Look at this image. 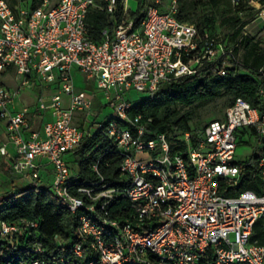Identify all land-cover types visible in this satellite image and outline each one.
<instances>
[{
	"label": "built area",
	"instance_id": "1",
	"mask_svg": "<svg viewBox=\"0 0 264 264\" xmlns=\"http://www.w3.org/2000/svg\"><path fill=\"white\" fill-rule=\"evenodd\" d=\"M102 1L59 0L52 6L44 0L31 8L18 0L13 8L0 0V119L7 132L0 156L11 153L13 172L36 180L50 168L49 193L65 210L80 213L79 238L71 248L86 264H264V245L252 240L255 222L264 217V146L257 158L236 160L243 134L264 141V110L237 97L196 144L187 132V150L171 153L166 134L147 138L151 118L132 115L134 102L127 97L133 89L150 94L161 83L200 75L220 57L225 62L217 73L227 74L233 47L222 35L179 19L175 5L161 10L160 0H148L133 14L129 0H121L118 16L119 0ZM243 4L231 0L240 16ZM248 4L264 21V3ZM92 6L113 17L101 41L88 36ZM75 68L97 82L102 107L112 113L100 118L94 109L98 91L79 88ZM39 84L53 90L38 98V109L51 118L34 130L29 112L17 103L23 90ZM260 93L264 98V86ZM96 134L118 155V178L101 171V157L91 165L96 178L73 169L82 142ZM245 177L257 179L259 189H240ZM117 195L130 203L123 218L109 209ZM23 222H1V236L14 243L26 227L37 226ZM34 251L38 255L28 264H75L64 257L45 260L41 247Z\"/></svg>",
	"mask_w": 264,
	"mask_h": 264
},
{
	"label": "trees",
	"instance_id": "2",
	"mask_svg": "<svg viewBox=\"0 0 264 264\" xmlns=\"http://www.w3.org/2000/svg\"><path fill=\"white\" fill-rule=\"evenodd\" d=\"M15 8L18 0H8ZM138 8L133 14H140L141 9L148 0H138ZM214 8H222L227 16L224 23H229L233 31L229 34L221 33L215 28L213 19L191 20L190 8H195L200 0L188 5L180 0V9L177 8V17L195 24L201 32L208 31L211 34H220L227 46L233 47L230 56L231 66L229 73L220 75L217 67H222L224 57L218 58L212 65L206 66L202 74L197 76H185L175 81L161 83L158 88L146 97L138 99L132 108L131 114L142 113L145 120L151 118L148 123L147 138H154L160 133L166 134L171 147V153L185 152L187 142L182 135L189 132L192 142L196 144L203 136L206 125L201 129L192 126L196 111L211 102L225 97L229 98L227 107L237 97L246 99L253 107L264 110V98L260 93L264 86V46L259 41L245 40L243 28L246 20H241L237 12L233 10L231 0H207ZM249 0H244L242 9L251 8ZM264 3V0H261ZM44 0H30L31 8L40 6ZM98 3H104L97 0ZM163 10V9H161ZM122 13V4L119 0L118 16ZM88 36L95 40L103 39V30L111 27L113 17L105 10L97 6L90 7L86 17ZM241 43L246 46L243 56L239 57ZM226 112V110H225ZM101 142L100 145H98ZM109 141L102 139L99 134L86 137L76 152L77 158L73 161L78 164L77 172L82 178H96L97 174L91 169L94 161L99 157V167L108 178H118L119 157L113 151H109ZM258 154L250 158H257ZM11 175L9 170H6ZM13 172V170H12ZM16 175V173L13 172ZM20 175V174H19ZM118 184V182H117ZM3 184L0 183V189ZM259 181L255 178L245 177L240 189H259ZM14 192L3 193L0 190V226L1 222L24 226L23 220L36 222L37 226L25 228V233L20 235L14 243L1 236L0 232V264H28L38 254L34 251L37 247L44 249L41 255L45 260L53 263L61 257L73 260L75 264H86L84 259H77L73 255L71 243L79 237L77 235L80 213H72L65 210L57 199L49 193L48 188L37 189L35 185L15 186ZM130 203L124 195H117L115 201L109 207L111 216L123 218L127 216ZM56 236H61L66 243L61 245ZM252 240L264 245V217L259 218L254 225Z\"/></svg>",
	"mask_w": 264,
	"mask_h": 264
},
{
	"label": "rangeland",
	"instance_id": "3",
	"mask_svg": "<svg viewBox=\"0 0 264 264\" xmlns=\"http://www.w3.org/2000/svg\"><path fill=\"white\" fill-rule=\"evenodd\" d=\"M30 0H27L29 3ZM59 0H49V4L54 6L58 3ZM138 0H129L128 5L132 11H136L138 8ZM195 0H182V3H187L188 5L194 4ZM180 0H160V8L163 10H169L173 5L180 7L182 4ZM223 8V7H222ZM222 8H214L207 0H200L199 4L195 6V8H190V19L202 20V19H213L214 26L216 29L220 30L221 33L229 34L233 31V27L229 23H224L222 20L226 15V13L222 12ZM180 9V8H179ZM241 20H246V25L243 28V35L245 36V40H251V42L259 41L262 46H264V21H260L256 18L255 12L251 8H245ZM247 38V39H246ZM246 46L241 43L239 48V57L243 56L245 52ZM74 78L76 85L79 88H85L87 90L98 91V97L94 105V109L97 111L100 110L101 105L100 102L105 103V97L103 92L98 88L97 82L94 79H87V77L78 72V69H74ZM147 92H140L135 89L128 92L127 97L132 101L136 102L138 99L142 97L148 96ZM230 97L217 99L207 106L198 109L196 111V115L192 126L195 128L201 129L205 126L207 122L211 119L222 117L227 108ZM112 113V110L109 106L105 107V110L102 112V117ZM242 142L239 144L237 148L236 160L243 161L255 154H258L261 148L264 146V141L261 138L253 133L246 132L242 136ZM73 169L78 170V164L76 162L71 163ZM24 178V179H23ZM51 179H38L36 180L32 175L28 174L22 176V180L18 182L19 186H27V185H35L36 188H48L52 189Z\"/></svg>",
	"mask_w": 264,
	"mask_h": 264
},
{
	"label": "crops",
	"instance_id": "4",
	"mask_svg": "<svg viewBox=\"0 0 264 264\" xmlns=\"http://www.w3.org/2000/svg\"><path fill=\"white\" fill-rule=\"evenodd\" d=\"M12 85L14 83L12 82ZM52 89L48 86H44L42 84H39L34 89H25L21 92L20 99L18 100L17 107L18 108H26L27 111L30 114V120H31V127L34 130H39L42 128L43 124L51 118L49 113L47 112H41L38 109V98L40 95H50L52 94ZM67 99V97H66ZM101 108L99 110V116L102 117V112L105 110L103 108V102L99 101ZM7 140V132H6V122L2 119H0V145H2ZM11 151V150H10ZM6 170H9L11 172V175L7 173ZM44 177L47 179H52V175L50 173V168H46L44 170ZM22 176L25 175H19V174H13L12 172V154L9 153L8 155H2L0 156V183H2L3 187L0 189L3 193L7 192H14L15 186H19L18 182L22 180ZM24 179V178H23Z\"/></svg>",
	"mask_w": 264,
	"mask_h": 264
}]
</instances>
